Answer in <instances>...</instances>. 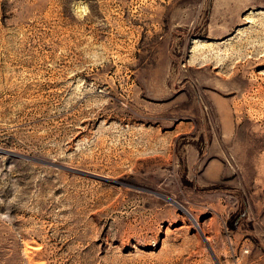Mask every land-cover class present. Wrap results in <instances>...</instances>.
<instances>
[{"label":"rangeland","instance_id":"rangeland-1","mask_svg":"<svg viewBox=\"0 0 264 264\" xmlns=\"http://www.w3.org/2000/svg\"><path fill=\"white\" fill-rule=\"evenodd\" d=\"M0 264H264V0H0Z\"/></svg>","mask_w":264,"mask_h":264},{"label":"water","instance_id":"water-1","mask_svg":"<svg viewBox=\"0 0 264 264\" xmlns=\"http://www.w3.org/2000/svg\"><path fill=\"white\" fill-rule=\"evenodd\" d=\"M188 215V213H186ZM189 216V215H188Z\"/></svg>","mask_w":264,"mask_h":264},{"label":"clouds","instance_id":"clouds-1","mask_svg":"<svg viewBox=\"0 0 264 264\" xmlns=\"http://www.w3.org/2000/svg\"><path fill=\"white\" fill-rule=\"evenodd\" d=\"M86 10V9H85Z\"/></svg>","mask_w":264,"mask_h":264}]
</instances>
